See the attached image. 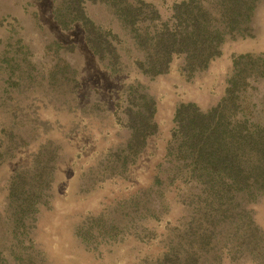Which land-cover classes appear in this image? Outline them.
<instances>
[{
    "label": "rangeland",
    "instance_id": "1",
    "mask_svg": "<svg viewBox=\"0 0 264 264\" xmlns=\"http://www.w3.org/2000/svg\"><path fill=\"white\" fill-rule=\"evenodd\" d=\"M143 1L165 20L181 0ZM85 8L92 20L119 31L104 7L87 2ZM52 11L53 0H0V137L1 127L10 126L3 125L9 114L15 131L11 152L0 162L4 255L9 257L10 249L4 218L9 178L30 166L34 152L41 150L51 159V180L29 233L31 245L20 246L33 257L29 264H135L159 254L169 238H182L189 224L202 241L199 247L191 242L196 264H264L262 143L241 153L249 174L231 191V202H221L218 195L207 200L184 169L177 179L167 171L176 105L192 101L202 110L211 108L225 94L236 55L264 59V0L251 14L245 35L226 36L207 69L188 73L176 56L165 73L154 77L132 69L126 52V66L109 71L88 48L81 24L62 28ZM57 64L67 71L66 79L56 76L55 88L51 75ZM249 64L264 71L260 60L239 67ZM72 75L76 84L67 82ZM238 78L234 106L225 112L241 134L251 131L250 139L256 133L264 142V73ZM133 81L154 96L157 129L118 174L110 168L119 165L115 153L126 152L124 87ZM156 174L161 180L150 186ZM137 193L140 201L132 199ZM1 264L12 262L8 258Z\"/></svg>",
    "mask_w": 264,
    "mask_h": 264
},
{
    "label": "trees",
    "instance_id": "2",
    "mask_svg": "<svg viewBox=\"0 0 264 264\" xmlns=\"http://www.w3.org/2000/svg\"><path fill=\"white\" fill-rule=\"evenodd\" d=\"M259 1L181 0L173 4L172 14L165 20L161 19L153 4L143 0H53L52 12L54 20L62 28L74 22L81 24L88 48L109 71L116 72L126 66L127 63L122 60L126 52L132 69L146 77H154L165 73L176 56L181 57L183 69L188 73L207 69L211 60L219 55L226 36H233L232 33L245 35V26H248ZM87 2L104 7L118 24L120 33L92 20L86 13ZM257 60L264 67V59L259 56L253 57L250 53L236 55L232 61L233 72L226 80L225 94L211 108L202 110L195 102L187 101L178 103L174 109L175 130L171 144L167 147V154L172 156L168 176L177 179L179 172L184 169L185 175L194 185H201V192L205 193L207 200H213L218 195L221 202H231L234 198L231 191L242 185L249 174V171H243L241 153L247 148L258 149L261 143L264 145L256 133L253 139L249 137L251 131L241 134L242 131L236 129L238 124L225 112L233 105L232 94L237 90L238 76L264 73L253 64H249V68L239 67L246 61ZM65 71L67 69L63 65L53 66L51 80L55 88L59 85L56 76L62 75L66 79ZM74 78L73 75L68 77L67 82L76 84ZM145 87L139 81L124 87L127 102L123 114L129 136L124 145L126 152L118 150L115 153V163L119 165L110 168L114 173L125 171L127 163L134 161L147 137L157 129L154 119L155 98ZM6 118L3 125L10 126L5 129L1 127L4 135L0 137V162L9 156L14 140L13 116L9 114ZM50 161L44 157V152L38 150L34 152L30 166L15 170L9 178L4 218L10 249L9 257H6L0 245V264L7 262L8 258L12 264L32 262L31 254H26L25 247L20 246L31 245L29 233L35 225L33 221L38 205L44 200L43 196L51 180ZM160 180L156 174L150 186ZM138 196L137 193L132 199L140 201ZM200 240L189 224L182 238L177 241L169 238L165 249L159 254L149 255L150 258L145 255L144 259L135 264H196L197 258L191 242L199 247L202 244Z\"/></svg>",
    "mask_w": 264,
    "mask_h": 264
}]
</instances>
